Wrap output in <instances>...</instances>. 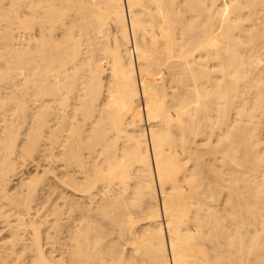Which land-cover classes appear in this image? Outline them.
<instances>
[{
  "label": "bare ground",
  "instance_id": "1",
  "mask_svg": "<svg viewBox=\"0 0 264 264\" xmlns=\"http://www.w3.org/2000/svg\"><path fill=\"white\" fill-rule=\"evenodd\" d=\"M0 218V264H264V0H0Z\"/></svg>",
  "mask_w": 264,
  "mask_h": 264
},
{
  "label": "rangeland",
  "instance_id": "2",
  "mask_svg": "<svg viewBox=\"0 0 264 264\" xmlns=\"http://www.w3.org/2000/svg\"><path fill=\"white\" fill-rule=\"evenodd\" d=\"M34 171H35V167H34V165H33V163H27V165L26 166H24V168L22 169V172H21V174H19L18 176H16L13 180H15V181H13V183L14 184H12V185H10V187L12 188V186L13 185H15L14 187H17L18 185H19V182H20V179L21 178H24V176L25 177H27L28 175H30V174H33L34 173ZM23 174V175H22ZM21 175V176H20ZM19 177V178H18ZM16 178H17V180H16ZM16 182H17V184H16ZM13 187V188H14ZM10 188V189H11ZM12 188V189H13ZM11 189V190H12ZM1 220H0V228L2 227V226H4V219L3 218H0ZM11 219V218H10ZM11 220H13V218L11 219ZM2 230L0 229V236L1 237H3L4 236V232H1ZM3 235V236H2ZM0 237V238H1ZM26 243H27V240H26ZM28 243H29V240H28Z\"/></svg>",
  "mask_w": 264,
  "mask_h": 264
}]
</instances>
